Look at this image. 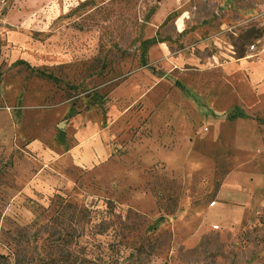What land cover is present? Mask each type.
Listing matches in <instances>:
<instances>
[{
	"label": "rangeland",
	"instance_id": "1",
	"mask_svg": "<svg viewBox=\"0 0 264 264\" xmlns=\"http://www.w3.org/2000/svg\"><path fill=\"white\" fill-rule=\"evenodd\" d=\"M262 7L0 0V264H264V147L235 131L264 116L212 108L264 45ZM99 137L108 155L75 165ZM230 171L256 209L193 236Z\"/></svg>",
	"mask_w": 264,
	"mask_h": 264
},
{
	"label": "crops",
	"instance_id": "2",
	"mask_svg": "<svg viewBox=\"0 0 264 264\" xmlns=\"http://www.w3.org/2000/svg\"><path fill=\"white\" fill-rule=\"evenodd\" d=\"M264 10V7H262ZM233 68H242L243 77L238 78L235 82L229 75L228 80L231 85L227 83V88L230 90L225 94L223 104L219 101V93L217 87L214 89L212 108L216 112L224 109L226 106H241L245 109L246 113L258 112L261 117L264 116V45L261 51L253 58L242 59L235 63ZM231 69V68H230ZM232 73V72H231ZM233 75V74H232ZM139 76L137 74L133 75L134 81L138 83L139 88ZM233 77V76H232ZM136 88V87H135ZM224 108H221L222 106ZM226 105V106H225ZM227 109V107H226ZM216 116L211 118V121L216 120ZM254 128L243 130H235L236 133L243 136L247 141L248 145L252 147L261 146L264 147V131L263 128L258 124L252 125ZM221 130L218 127L212 126L206 133H200L198 135L199 139H217L220 135ZM208 134V135H206ZM237 137V138H238ZM94 140V139H93ZM100 144L92 145L91 141L84 142L82 147L76 150L74 155V164L81 167H89L94 161L103 160L105 156L108 155L109 148L103 146L102 140ZM154 161V160H153ZM235 172L230 171L224 178V183L221 189L216 193V200L207 204L204 208L198 210L202 214V219L198 228L195 229L194 235H203L208 233L210 230H218L226 228L228 226H233L237 222L241 221L246 213V211L255 210L257 204L253 208L255 201L257 203V189L252 186V176H250L249 183L252 187L249 190H241L242 193L235 194H225V186L228 185L232 178L235 177ZM251 181V182H250ZM191 236L190 238H193ZM187 239V243L193 239ZM195 243V242H193Z\"/></svg>",
	"mask_w": 264,
	"mask_h": 264
},
{
	"label": "trees",
	"instance_id": "3",
	"mask_svg": "<svg viewBox=\"0 0 264 264\" xmlns=\"http://www.w3.org/2000/svg\"><path fill=\"white\" fill-rule=\"evenodd\" d=\"M216 197V196H215ZM215 197L212 199V201H214L215 200ZM172 201L175 203L176 202V200L175 199H172ZM157 204H158V207L161 209L162 208V204H161V202L158 200L157 201Z\"/></svg>",
	"mask_w": 264,
	"mask_h": 264
}]
</instances>
